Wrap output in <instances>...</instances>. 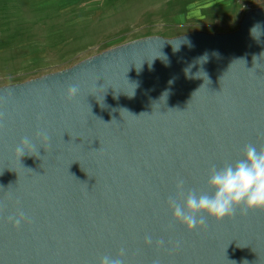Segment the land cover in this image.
Returning a JSON list of instances; mask_svg holds the SVG:
<instances>
[{
	"label": "water",
	"instance_id": "obj_1",
	"mask_svg": "<svg viewBox=\"0 0 264 264\" xmlns=\"http://www.w3.org/2000/svg\"><path fill=\"white\" fill-rule=\"evenodd\" d=\"M0 114V264H99L121 248L124 264H264V210L190 231L168 203L178 179L211 194L213 165L264 147V5L233 31L144 36L1 85ZM25 136L39 156L15 152Z\"/></svg>",
	"mask_w": 264,
	"mask_h": 264
},
{
	"label": "rangeland",
	"instance_id": "obj_2",
	"mask_svg": "<svg viewBox=\"0 0 264 264\" xmlns=\"http://www.w3.org/2000/svg\"><path fill=\"white\" fill-rule=\"evenodd\" d=\"M208 3L201 19L188 16ZM264 0H0V86L150 35L236 30Z\"/></svg>",
	"mask_w": 264,
	"mask_h": 264
},
{
	"label": "clouds",
	"instance_id": "obj_3",
	"mask_svg": "<svg viewBox=\"0 0 264 264\" xmlns=\"http://www.w3.org/2000/svg\"><path fill=\"white\" fill-rule=\"evenodd\" d=\"M212 5L208 3L195 9L190 6L188 16L201 19L203 11L210 9ZM77 93L78 88L75 85L70 86L67 92L68 99L74 98ZM0 118H2V114H0ZM36 139L46 141L49 138L46 133L38 131ZM41 145L43 146V143ZM28 149H32L34 154L30 153ZM15 152L20 157L25 152L29 155L39 156L38 150H35V144L27 136L21 139ZM184 183L183 179H178L176 196H170L168 203L173 220L183 223L190 231L198 225L205 224L209 217L220 222L225 217L235 215L238 209L241 214L264 210V147L258 148L254 144H246L240 158L234 163H225L220 167L213 165L209 169L207 180L211 194L194 189L185 191ZM23 218L24 214L20 213L19 216H10L9 221L13 223L14 227H19ZM145 242L151 244L152 237L146 235ZM157 244L163 245V239L157 241ZM124 255L125 249L121 248L115 257L104 255L99 264H124L122 259ZM154 264H158V262H154Z\"/></svg>",
	"mask_w": 264,
	"mask_h": 264
}]
</instances>
